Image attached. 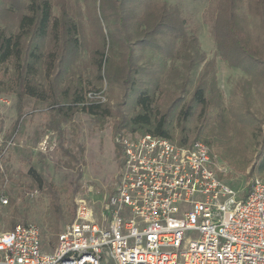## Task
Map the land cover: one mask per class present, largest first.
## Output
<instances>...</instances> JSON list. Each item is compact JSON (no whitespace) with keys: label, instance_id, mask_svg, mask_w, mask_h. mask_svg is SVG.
<instances>
[{"label":"trees","instance_id":"16d2710c","mask_svg":"<svg viewBox=\"0 0 264 264\" xmlns=\"http://www.w3.org/2000/svg\"><path fill=\"white\" fill-rule=\"evenodd\" d=\"M207 20L218 53L247 75L235 85L234 96L241 99L230 109L215 61L205 62L180 8L159 0H0V92L16 97L17 124L32 103L47 113L45 126L51 131H63V124L85 112L101 129L115 118V137L151 132L179 145L200 140L211 147L209 137L218 136L216 141L232 150L233 141L243 145L250 133L264 143V118L252 109L255 95L264 98V0H214ZM146 49L158 52L163 62H142ZM106 85L117 88L122 99L112 105L103 101ZM157 92L166 102L163 108L157 107ZM188 96L175 126L171 118ZM199 108L213 113L202 124L206 129L188 124ZM143 123L151 127L142 130ZM116 150L119 155L117 144ZM45 192L58 234L59 191L46 183ZM16 224L13 219L10 229Z\"/></svg>","mask_w":264,"mask_h":264},{"label":"built area","instance_id":"2783aa9c","mask_svg":"<svg viewBox=\"0 0 264 264\" xmlns=\"http://www.w3.org/2000/svg\"><path fill=\"white\" fill-rule=\"evenodd\" d=\"M115 141L121 166L102 220L79 199L50 250L37 224H16L0 232V264H264L263 179L241 198L203 141L151 132ZM12 142H0V160Z\"/></svg>","mask_w":264,"mask_h":264},{"label":"rangeland","instance_id":"374dc122","mask_svg":"<svg viewBox=\"0 0 264 264\" xmlns=\"http://www.w3.org/2000/svg\"><path fill=\"white\" fill-rule=\"evenodd\" d=\"M159 1L180 8L181 16L186 20L187 33H194L198 38V46L201 53L205 54V62L215 61L214 71L218 85L223 91L225 104L230 109L241 99L240 95L234 96V87L240 80L246 79L247 75L240 68L232 67L218 53L211 25L206 21V11L214 0ZM157 53L154 49H146L141 53V61L152 59L163 62V58ZM167 63L169 65L171 61L168 60ZM181 63L182 61H177L176 66H181ZM103 90V101L109 99L111 105L122 99H119L117 88L111 91V86L106 85ZM255 96L252 109L263 119L264 98ZM155 99L160 100L157 107L165 106L166 102L160 92L156 93ZM190 99V96L186 97L171 118L175 126L179 123V110L183 106L187 107L186 103ZM201 110H196L188 124L206 129V125L202 124L208 123V115L211 117L213 113L210 111L205 115ZM47 116L46 112L34 110L32 103H29L25 105L24 116L17 124L19 113L16 97L0 92V142L9 138L13 141L0 160V232L10 230L13 219L17 224L35 223L43 233L45 249L50 250L56 243L57 233L53 230L56 220L50 211L51 199L45 192L46 183H53L59 191L63 205V218L58 224L60 231L74 220L79 199H86L97 220L101 221L104 203L114 192L117 183L121 150L117 155L113 128L115 118H108L101 129L92 115L79 112L73 123L63 124V131L58 132L46 128ZM143 124L142 130L151 127L149 123ZM178 134L179 130H176V135ZM209 139L213 141L211 149L218 161L219 174L244 198L255 178L264 180L263 138L258 136L253 139L249 133L243 145H239V141H233L232 150L218 143V136ZM70 155L74 158H70Z\"/></svg>","mask_w":264,"mask_h":264}]
</instances>
